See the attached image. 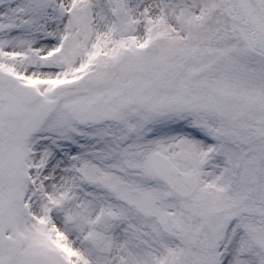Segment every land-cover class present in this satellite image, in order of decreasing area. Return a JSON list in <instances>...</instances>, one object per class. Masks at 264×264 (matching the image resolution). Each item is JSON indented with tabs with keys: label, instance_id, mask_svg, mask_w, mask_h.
Listing matches in <instances>:
<instances>
[{
	"label": "snow or ice",
	"instance_id": "6c2138e0",
	"mask_svg": "<svg viewBox=\"0 0 264 264\" xmlns=\"http://www.w3.org/2000/svg\"><path fill=\"white\" fill-rule=\"evenodd\" d=\"M0 264H264V0H0Z\"/></svg>",
	"mask_w": 264,
	"mask_h": 264
}]
</instances>
